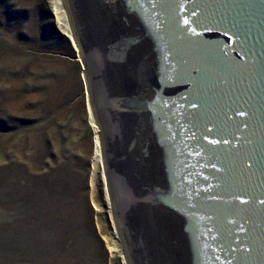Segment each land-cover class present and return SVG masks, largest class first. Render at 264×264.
I'll return each instance as SVG.
<instances>
[{"label":"water","instance_id":"1","mask_svg":"<svg viewBox=\"0 0 264 264\" xmlns=\"http://www.w3.org/2000/svg\"><path fill=\"white\" fill-rule=\"evenodd\" d=\"M63 4L127 264H264V0Z\"/></svg>","mask_w":264,"mask_h":264},{"label":"rangeland","instance_id":"2","mask_svg":"<svg viewBox=\"0 0 264 264\" xmlns=\"http://www.w3.org/2000/svg\"><path fill=\"white\" fill-rule=\"evenodd\" d=\"M52 7L0 0V264H123L80 55Z\"/></svg>","mask_w":264,"mask_h":264},{"label":"bare ground","instance_id":"3","mask_svg":"<svg viewBox=\"0 0 264 264\" xmlns=\"http://www.w3.org/2000/svg\"><path fill=\"white\" fill-rule=\"evenodd\" d=\"M52 2V1H51ZM53 12L55 15V22L56 25L58 26L59 30L69 39V41L74 44L75 40H74V36H73V32L70 26V22L67 16V13L65 11V7L63 4V0H53ZM76 47H74L75 49ZM88 105V104H87ZM88 112H89V121H90V126L92 128L93 131V143H94V150H93V165H100L103 166V161H102V154H101V147H100V143L98 141V127L97 124L95 122V120L92 119V113L90 108L88 107ZM106 196V195H105ZM110 213V212H109ZM111 215V222L113 224L114 227V233H115V238L118 239L120 241L119 238V234L117 231V227L115 224V220L113 218V214ZM121 243V241H120ZM110 250L112 252H116V253H120V257H122V262L123 264H127V262L125 261V254L122 248V245L119 246L116 241H112V244L109 246Z\"/></svg>","mask_w":264,"mask_h":264}]
</instances>
